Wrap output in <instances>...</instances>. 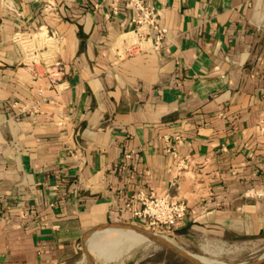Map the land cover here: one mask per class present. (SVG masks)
<instances>
[{
  "label": "crops",
  "instance_id": "0c3cea01",
  "mask_svg": "<svg viewBox=\"0 0 264 264\" xmlns=\"http://www.w3.org/2000/svg\"><path fill=\"white\" fill-rule=\"evenodd\" d=\"M146 3L167 31L138 48L123 0H0V264L94 252L149 191L178 238L264 235V0Z\"/></svg>",
  "mask_w": 264,
  "mask_h": 264
},
{
  "label": "rangeland",
  "instance_id": "374dc122",
  "mask_svg": "<svg viewBox=\"0 0 264 264\" xmlns=\"http://www.w3.org/2000/svg\"><path fill=\"white\" fill-rule=\"evenodd\" d=\"M129 225L145 231H151L137 222ZM117 227H120L123 231L129 229L125 226ZM101 230L104 229L98 231ZM98 231L90 234L87 241L83 244L81 252L68 264H193L179 256L170 247L178 249L202 264L247 263L256 260L264 253V235L256 238H242L237 242L206 245V240L201 239L196 242L194 236L188 240L187 237L178 238L171 233L162 234L155 232L156 237L159 240L162 239L163 243L150 237L134 242L122 239L119 244L113 247L114 252L119 251V255L112 260L103 261L97 258L95 253L88 248L90 237ZM261 264H264V262Z\"/></svg>",
  "mask_w": 264,
  "mask_h": 264
},
{
  "label": "built area",
  "instance_id": "2783aa9c",
  "mask_svg": "<svg viewBox=\"0 0 264 264\" xmlns=\"http://www.w3.org/2000/svg\"><path fill=\"white\" fill-rule=\"evenodd\" d=\"M120 0H113L118 2ZM125 5L131 10L132 29L126 32V39L129 41L130 36H136L138 48L142 42L152 38L154 46L159 45L166 34V28L161 26L158 21V10L154 5H149L146 0H123ZM116 10V6L112 7ZM42 70L44 76L48 79L51 87L57 90L58 74L61 73V64L58 60L50 63L43 62ZM35 75L38 72L32 70ZM41 74V73H40ZM25 111L24 108L20 110ZM171 153L176 156L174 148ZM140 206L133 208L132 215L134 218L142 221L143 225L157 233L169 234L173 231L175 225L181 220L186 213L185 201L175 194L163 193L158 194L154 191L138 194Z\"/></svg>",
  "mask_w": 264,
  "mask_h": 264
},
{
  "label": "bare ground",
  "instance_id": "6f19581e",
  "mask_svg": "<svg viewBox=\"0 0 264 264\" xmlns=\"http://www.w3.org/2000/svg\"><path fill=\"white\" fill-rule=\"evenodd\" d=\"M146 237H150V236L142 232H139L135 229L132 230L127 229L125 231L120 230L119 232L114 233L109 237L104 236L100 238L98 244L94 246L92 249L97 258L103 261H108L116 258L119 255V251L114 252L113 247L119 244V242H121L122 239L134 242L138 240H144L146 239ZM166 243H168V241H166Z\"/></svg>",
  "mask_w": 264,
  "mask_h": 264
},
{
  "label": "water",
  "instance_id": "95a60500",
  "mask_svg": "<svg viewBox=\"0 0 264 264\" xmlns=\"http://www.w3.org/2000/svg\"><path fill=\"white\" fill-rule=\"evenodd\" d=\"M122 226H125V227H128L130 229H135L139 232H142L144 234H147L148 236H150L151 238L157 240L158 242L160 243H163L161 240H159L156 235H155V232H151V231H145L143 229H140V228H136V227H133V226H130V225H122ZM174 252H176L179 256L183 257L184 259H186L187 261L193 263V264H202V263H199L197 262L194 258H192L191 256L189 255H186L184 254L183 252L179 251L178 249H175V248H172L170 247ZM264 262V253L259 256L256 260L252 261V262H247V263H243V262H238V263H230V264H261Z\"/></svg>",
  "mask_w": 264,
  "mask_h": 264
}]
</instances>
